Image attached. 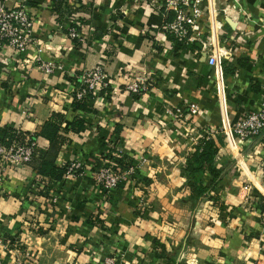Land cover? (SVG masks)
<instances>
[{
  "label": "crops",
  "instance_id": "1",
  "mask_svg": "<svg viewBox=\"0 0 264 264\" xmlns=\"http://www.w3.org/2000/svg\"><path fill=\"white\" fill-rule=\"evenodd\" d=\"M77 1L66 0L73 13L65 25H79L86 41L63 31L52 0H30L34 44L24 53L0 44V140L16 133L25 141L52 112L64 115L53 142L36 137V158L0 171V238L6 243L0 247L1 264H14L16 257L27 258V264H105L108 258L119 264H264V136L240 140L231 130L235 121L259 106L264 29L235 39L243 23L237 12L230 10L223 25L209 20V40L218 62L209 65L199 52L200 35L191 43L179 42L165 30L162 11L123 0H81L84 8L74 9ZM209 1L214 11L215 0ZM18 2L7 0V5ZM247 2L252 17L245 22L259 26L263 1ZM115 10V31L107 34L105 15ZM225 43L233 44L228 48ZM46 61L59 67L44 73L38 66ZM222 61L235 67L233 74L223 71ZM98 64L107 74L108 87L91 94L84 110L74 107L82 71ZM137 76L151 85L140 95L124 89ZM189 103L200 109L190 122L198 134L224 135L216 156L223 178L212 194L234 208L228 223L214 224L211 231H198L195 223L190 227L192 216L172 209L181 196L189 198L180 165L195 146L168 110ZM75 118L84 123L79 132L70 130ZM110 148L132 160L131 165L143 154L152 160L142 170L160 208L141 221L130 177L116 186L107 202L93 179L95 165L108 160L104 157ZM45 155L59 166L79 161L84 171L64 175L46 197L39 190L49 180L36 171ZM196 178L211 183L207 172H198ZM244 184L250 189L242 188ZM245 199L247 207L242 206ZM167 215L180 219L166 227L161 220ZM189 235L200 245L186 246Z\"/></svg>",
  "mask_w": 264,
  "mask_h": 264
},
{
  "label": "built area",
  "instance_id": "2",
  "mask_svg": "<svg viewBox=\"0 0 264 264\" xmlns=\"http://www.w3.org/2000/svg\"><path fill=\"white\" fill-rule=\"evenodd\" d=\"M201 0H178L171 1L165 10H171L174 13L170 22H165V30L175 37L179 42L191 43L195 40V17L198 15L199 3ZM198 7H195V6ZM193 11L197 14H193ZM166 14V13H165ZM193 15L195 17L193 18ZM31 21L28 16V7L25 4L17 6H8L7 0H0V44H6L19 53H24L30 44H34L35 39L31 34ZM67 35L71 38L83 40L79 32L74 28L68 30ZM201 45L205 43L198 38ZM201 48V47H200ZM40 51V48L37 49ZM207 57L209 65H215L217 62L214 47L199 49ZM23 61H26L24 59ZM44 73H52L56 66L53 62H42L38 66ZM150 83L145 77L137 76L131 78L124 89L134 95H140L147 91ZM108 87V78L102 72L100 66L95 67L93 71L83 77V83L76 92L77 98H83L88 93H97ZM188 116H194L200 110L195 103H189L187 106ZM174 119H186L180 107L168 110ZM186 130H188L186 128ZM234 135L240 140H247L262 134L264 136V90L260 98L259 106L235 121L231 127ZM264 146V144H263ZM37 149L36 140L27 137L25 141L20 142L12 140L8 145L0 141V171L5 167H16L19 164L28 163L35 155ZM132 170V167H130ZM84 166L79 161H72L68 164L65 175H81ZM93 177L96 182L102 186L104 193L108 195L120 182L121 177L114 172L111 166L103 165L93 169ZM0 247H6V243L0 238ZM1 264V258H0ZM14 264H26V261L16 257ZM105 264H119L116 259L108 258Z\"/></svg>",
  "mask_w": 264,
  "mask_h": 264
},
{
  "label": "rangeland",
  "instance_id": "3",
  "mask_svg": "<svg viewBox=\"0 0 264 264\" xmlns=\"http://www.w3.org/2000/svg\"><path fill=\"white\" fill-rule=\"evenodd\" d=\"M30 0H19V2L17 3L18 5L21 4H25L28 5ZM118 1V0H117ZM129 1H133L136 3H139L140 5H145L148 6L150 9H155L158 11H162L164 14L167 12V10H165V8L168 7V5H170L169 3L173 0H123L124 4L128 3ZM174 1H178V0H174ZM263 4H264V0ZM208 2H210L209 0H201L199 3H196L199 6V12L198 15L193 11V14H196L197 16L195 17V15H193V18L195 17V31L196 34L194 36H199L201 37V40L205 43L204 47L203 45H201L200 47L202 49H207V48H211V44H210V25H209V20H215L217 19V21L220 24H224L226 20V18L229 17L228 12L230 10H233L235 13H238V17L241 18V23L240 24V31L238 30L236 35H235V39L239 36H246V35H251L250 33H261L262 29H264V15L260 16L261 17V21L259 22V26H249L248 22H245L249 20V18L252 17V15L250 14V7H246L247 4H249L247 2V0H236V4H233V0H215V10H209L208 7ZM241 3V6H240ZM244 4V5H243ZM123 5V3H122ZM195 7H198V6ZM244 10H246V12H244ZM216 11V12H215ZM263 11V10H261ZM118 10L115 11H111L110 13H107L105 15V18H107V25H105V31L107 34H109L111 31H115L114 29V25L113 23L118 19ZM264 12V11H263ZM217 15V16H216ZM216 17V18H215ZM87 20V19H86ZM203 20V25L201 24ZM244 24V25H242ZM91 25V24H90ZM144 33V32H143ZM146 34V33H144ZM68 37H70L68 35ZM82 37L83 41L85 38L83 36ZM223 43V42H222ZM224 44V43H223ZM228 48H230V46H232L233 43L227 44ZM223 46V45H222ZM200 48V49H201ZM56 66L57 64L54 63ZM100 66L102 69V72L107 76L103 66L101 64L95 65L90 69L84 70L82 71L81 75H80V86L81 83H83V77H87V74H89L90 71H93L95 69V67ZM148 83H150L148 81ZM149 87H151V85H149ZM181 108V110L183 111V115H186V119L182 118V119H175L178 122H180V125L183 127L184 133L186 135L187 138H189L190 143L194 144V146L196 145V143L198 142V140L203 137L206 136L208 134H198V130L197 128H194V126L190 123L191 122V118L192 116H188V109L186 107V105H182L179 106ZM186 128L188 130H186ZM220 133V132H219ZM111 152H113V154H111ZM122 153L119 150H116V148H110V150L108 151V153L106 154V156L104 158H107L108 160L105 161L104 163L100 164L99 166H103V165H108L111 166L112 169L114 170V172L116 174H118L121 177V181H123L125 178H129L130 177V183H132V187L134 190V195L136 196V200H137V205L135 208V213H136V217L138 221H141L143 219H145V215L149 214L150 211L155 210V209H159V203L156 200H152V196H153V186L151 187V181L146 178V175L143 174V168L146 165H149L150 163H152V160H150V158L143 154L142 156H140L138 159H136L134 161V165H127L124 166L122 164L119 163V161L117 160H112L113 162L109 161L111 160L113 157H115L116 159H121L123 157H120L119 155H121ZM128 159H125V164H127ZM76 161V160H74ZM71 163V162H70ZM119 167V169H118ZM130 167H132V170H130ZM94 181H96V179L93 177ZM97 183V182H96ZM116 188V187H115ZM114 188V189H115ZM242 188L249 190L250 187L248 184H245L242 186ZM113 189V190H114ZM112 190V191H113ZM112 191L106 195V193H104V199L105 201H109L110 196ZM182 193V192H181ZM151 198V200H150ZM203 202H201L200 204H198V206L196 207V209L194 211L191 210V203L190 201H188V199H185L183 196H181V198H179V200H177L173 205H172V209L176 208V211H187V215L190 214L192 217L190 218V227L191 226H195V224H197L198 228L197 230L199 231V229H204L206 231H211L212 226L214 224H227L228 221L231 219L232 217V210H233V206L229 207V205L225 204L224 202L217 200V201H211V203H208L207 206L202 204ZM242 206L247 207L248 205V201H246V199L244 200V203L242 204ZM251 206V205H250ZM141 219V220H140ZM180 218H175L172 217V215H167L164 220H161L162 224H164V226L166 227H171L172 226V221L173 220H179ZM195 223V224H194ZM202 224V225H199ZM206 226H208L209 228L206 229ZM155 241H158L155 238ZM199 240L197 239V237L195 235H189L186 237L184 243L191 247H196L200 245V242H198ZM4 242V241H3ZM179 249V247H177ZM22 249V247H21ZM25 251V250H23ZM25 253V252H24ZM24 261L27 258H21ZM27 264V263H26ZM262 264V263H261Z\"/></svg>",
  "mask_w": 264,
  "mask_h": 264
},
{
  "label": "trees",
  "instance_id": "4",
  "mask_svg": "<svg viewBox=\"0 0 264 264\" xmlns=\"http://www.w3.org/2000/svg\"><path fill=\"white\" fill-rule=\"evenodd\" d=\"M77 3V5L75 4ZM73 5L74 9L84 8V4L81 0H78ZM86 6H91V2L87 3ZM52 9L57 15L56 19L60 26L63 28V31L67 34L70 28H74L75 31L79 32V25L76 23H71L68 26L65 23L68 21L69 16L73 13L72 8L68 5L66 0H52ZM174 13L169 10L166 12V17L164 22H170L173 19ZM82 21V20H80ZM76 39V38H74ZM241 65V63H239ZM222 68L225 73L233 74L235 67L230 64L222 61ZM92 93L86 94L83 98H77L76 94L74 95V100L72 105L79 109H85L87 106V99L91 97ZM64 120V115L57 112H52L48 120H46L35 135L30 137L36 140L37 136H41L47 139L50 143L53 142L58 134V132L63 128L62 122ZM84 127L83 120L80 118H75L71 122L70 130L74 132H79ZM12 140L21 141V139L15 134H7L0 140L3 144L8 145ZM224 145V135L217 132L214 136L208 134L201 137L196 143L194 150L190 152L185 159V162L180 165V172L185 178L184 185L189 190V201L191 203V210L194 211L198 204L206 200L217 201L218 196L212 194V192L217 187V184L222 180L223 173L220 168L216 165V156L220 147ZM37 149L35 155L31 158H36ZM121 159H115L119 161L120 164L131 166L132 160L128 159L125 155L121 154ZM125 159H128L125 164ZM28 162V163H29ZM128 165V166H129ZM101 166L98 164L95 165L94 169H97ZM68 165L59 166L55 163L53 156L45 155L40 161L37 167V173L43 177L47 178L49 182L44 184L42 189L39 190V193L46 196L49 194V191L53 189L56 182L62 180L63 176L67 172ZM198 172H207L211 176V183L209 185L203 184L200 180L196 178ZM158 244V243H157ZM162 251L165 250L163 244H160Z\"/></svg>",
  "mask_w": 264,
  "mask_h": 264
}]
</instances>
